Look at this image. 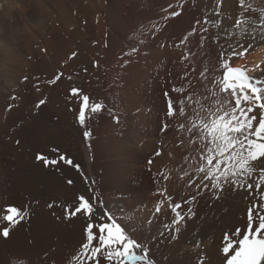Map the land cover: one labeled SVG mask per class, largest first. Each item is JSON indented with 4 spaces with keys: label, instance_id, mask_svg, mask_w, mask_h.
I'll return each instance as SVG.
<instances>
[{
    "label": "bare ground",
    "instance_id": "obj_1",
    "mask_svg": "<svg viewBox=\"0 0 264 264\" xmlns=\"http://www.w3.org/2000/svg\"><path fill=\"white\" fill-rule=\"evenodd\" d=\"M246 2L257 8L264 4ZM178 3L183 8H177ZM0 4V206L29 212L9 238H0V264L14 260L67 264L81 240L82 220L66 218L64 207L86 189H94L91 195L100 197L126 230L149 241L156 264H200L201 259L204 264H223V236L245 223L241 199L249 193L225 187L222 198L215 199L211 189L189 188L185 172L198 181L199 157L187 127H177L187 125V119L178 118L167 132L161 131L166 122L163 93L175 95L172 83L190 80V90L198 93L194 98L207 95L208 81L199 72L205 63L209 68L217 63L219 44L208 39L201 48L200 33L185 45L180 41L197 19L216 17L215 0H0ZM169 4L181 15L164 21L161 10ZM221 12V28L214 23L203 26L209 29L205 35L219 33L223 43L238 32L233 23L240 18L238 0H223ZM246 15L258 23L259 13ZM153 24L160 30H152ZM73 51L77 56L69 60ZM186 51L195 55L182 62ZM261 60L264 45L236 63L251 66ZM185 71L189 75L182 82ZM60 73L56 84L47 82ZM72 86L111 110L90 121L94 132L90 150L76 123L78 101L70 96ZM40 99L46 103L36 108ZM157 150L163 152L161 157L155 156ZM37 153L58 163L45 166L35 159ZM61 154L81 165L87 185L75 168L59 161ZM149 159L152 166L142 164ZM161 172L167 181L158 175ZM157 188H166L177 203L202 191L190 205L195 215L185 217L176 240L170 239L172 228L165 227L171 225L167 204L160 214L154 212L155 203L163 198Z\"/></svg>",
    "mask_w": 264,
    "mask_h": 264
},
{
    "label": "snow or ice",
    "instance_id": "obj_2",
    "mask_svg": "<svg viewBox=\"0 0 264 264\" xmlns=\"http://www.w3.org/2000/svg\"><path fill=\"white\" fill-rule=\"evenodd\" d=\"M216 17L206 18L203 22L197 19L180 41V45L189 42V38L200 33L199 45L204 47L205 40L211 39L213 44H219L217 52V63L209 68L205 63L199 77L208 81L205 84L207 95H198L195 90H190L191 81L177 85L172 83L171 92L163 93L166 100L165 117L166 122L162 124L161 131L167 132L173 127L178 118L187 119L185 123L178 124V130L187 127V132L192 136L191 144L196 145L199 157L195 173L198 181L188 176V187L196 189L210 188L213 194L222 192L225 187L235 190H245L249 193L246 199L249 204L246 210L245 223L237 227L231 234L225 233L220 251L223 256V264H264V60L253 63L251 66L245 63H236L243 60L246 55L254 52L258 47L264 45V4L253 7L246 0H238L239 17L234 19V27L238 32L231 33V38L221 43L219 33L211 37L205 34L209 29L204 24L214 23V27L221 28L218 19L221 12L223 0H215ZM177 8H183L177 4ZM173 9L169 4L161 11L165 13L164 21L179 17L180 11ZM259 13L258 23L256 19L247 16V13ZM199 26V27H198ZM152 30L159 31L155 24ZM227 34V33H226ZM225 44L227 47H225ZM180 45H177L179 47ZM165 45L161 44L160 47ZM137 52L132 48V53ZM188 53L182 57L187 60ZM77 56L73 51L69 60ZM87 71V69H85ZM192 71H196L193 67ZM63 74H57L48 80L49 84H56ZM189 73L185 71L180 80L186 81ZM71 80V76L68 77ZM28 79L27 76L24 77ZM202 82V81H201ZM210 85V86H209ZM70 96L78 101L76 110V123L82 130V141L86 149H91L90 143L94 132L90 127V121L97 115L107 110L102 100L91 98L79 87L70 88ZM12 99H15L13 97ZM46 101L40 99L35 104L39 108ZM11 107V106H9ZM189 111L192 115L189 116ZM119 122L118 117H113ZM16 143L19 145L20 141ZM58 150L53 148L52 152ZM162 155L160 150L155 156ZM35 159L43 162L45 166L56 165V159H49L46 155L37 153ZM59 161L71 166L83 178L85 185L89 178L83 172L79 163L64 154L59 155ZM153 163L152 159L148 164ZM163 176L167 181L168 176ZM253 181V182H250ZM69 185L73 181H67ZM95 183V181H91ZM159 183V181H157ZM87 190L74 196L70 205H65L66 218H79L82 220L81 240L76 251L71 255L67 264H156L150 256L149 241L135 237L126 230L118 218L104 205L100 197L91 195ZM157 194L162 199L155 203L154 212L160 214L167 204L170 209L172 228L171 240H176L185 222V217L191 219L195 215L190 206L196 200L199 192L193 194L191 199L184 198L183 203L174 202L173 196L169 195L166 188H157ZM216 198H219L217 195ZM53 204H48L52 208ZM186 207V213L184 208ZM29 216L28 210L18 206H0V238L7 239L13 229ZM152 224V221H148ZM133 231H135L133 229ZM155 239V237H153ZM196 247H200L197 242ZM12 264H24L23 261H12ZM200 264H204L201 259Z\"/></svg>",
    "mask_w": 264,
    "mask_h": 264
},
{
    "label": "rangeland",
    "instance_id": "obj_3",
    "mask_svg": "<svg viewBox=\"0 0 264 264\" xmlns=\"http://www.w3.org/2000/svg\"><path fill=\"white\" fill-rule=\"evenodd\" d=\"M0 6H1V4H0ZM162 152V151H161ZM162 155H163V152H162ZM161 155V156H162ZM161 156H159V157H161ZM155 157V156H154ZM142 164H146V165H149L148 164V161H146L145 162V160L142 162ZM149 166H152V164L151 165H149ZM201 188H203V187H201ZM204 189V190H203ZM202 190L203 191H208V190H210V188H203ZM264 189H262V191H263ZM197 192H199V195L197 196V198L198 197H201V195H202V191H196V193ZM219 196V198H216V196ZM192 196V195H191ZM191 196L188 198V199H191ZM249 196V195H248ZM213 197L215 198V199H220V198H222V196H221V193L219 192V193H217V194H213ZM247 197V196H246ZM246 197L245 198H242L241 199V206H242V213H243V218H244V216H245V218H244V220H246V210H247V206H248V204H249V200L248 199H246ZM244 202V203H243ZM182 203V202H181ZM243 203V204H242ZM192 208L194 209V206H192ZM245 210V211H244Z\"/></svg>",
    "mask_w": 264,
    "mask_h": 264
}]
</instances>
